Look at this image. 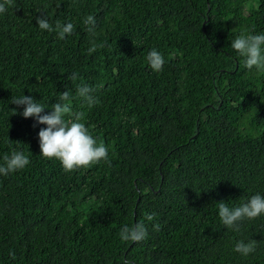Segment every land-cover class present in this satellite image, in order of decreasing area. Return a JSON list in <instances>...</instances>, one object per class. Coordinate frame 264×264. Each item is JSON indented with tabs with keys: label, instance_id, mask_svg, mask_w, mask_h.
Listing matches in <instances>:
<instances>
[{
	"label": "trees",
	"instance_id": "16d2710c",
	"mask_svg": "<svg viewBox=\"0 0 264 264\" xmlns=\"http://www.w3.org/2000/svg\"><path fill=\"white\" fill-rule=\"evenodd\" d=\"M38 16L74 31L60 39ZM261 33L264 0H13L0 14V163L12 149L30 163L0 174V264H264V215L236 231L218 209L264 195V70L231 48ZM93 43L105 47L89 54ZM79 83L99 103L78 97ZM65 90L66 119L82 112L110 163L65 172L40 154L47 126L11 103L30 95L49 113ZM140 221L147 237L122 241ZM250 240L254 252L234 251Z\"/></svg>",
	"mask_w": 264,
	"mask_h": 264
},
{
	"label": "clouds",
	"instance_id": "9594fccd",
	"mask_svg": "<svg viewBox=\"0 0 264 264\" xmlns=\"http://www.w3.org/2000/svg\"><path fill=\"white\" fill-rule=\"evenodd\" d=\"M13 6V0H0V14L6 13L8 8ZM36 23L41 30L48 32L55 31L60 39H64L66 34L71 35L74 31V24L69 22L62 24L57 21L55 27L49 22L47 16L36 17ZM83 24L87 26L89 32H94L96 19L89 14L83 19ZM105 47V44H95L88 48V53L92 54L98 48ZM231 48L243 58V66L249 70L255 67L264 70V33L261 34H240L231 42ZM149 67L155 72H161L165 64L162 53L153 48L146 57ZM74 83L79 79L78 73L73 72L68 77ZM96 91L93 87L85 84H76V95L82 98L89 107L99 103L97 97L93 95ZM72 99L70 90L60 93L57 102L50 107L49 113H44L46 108L43 103L38 102L30 95L13 97L11 103L17 106L23 105L20 113L24 118L34 117L36 122L47 127L41 128L39 136L40 154L48 159L60 161L65 172L76 171L81 167H91L101 160L110 163L108 160V147L102 142L98 143L83 120V113H76L72 116V108L69 101ZM16 113V109L13 114ZM3 163H0V174L7 176L12 172L24 169L30 159L23 151L12 149L11 154L3 156ZM219 218L221 223L229 229L238 231V222L245 219H256L264 215V195L259 193L252 195L246 202L239 206L230 208L227 203H218ZM156 214H146V219L152 221ZM159 230V224L153 225ZM119 237L122 241L139 242L147 237V229L143 221L133 225H124L120 229ZM256 241L250 240L247 243L239 241L236 243L234 251L244 256L255 251Z\"/></svg>",
	"mask_w": 264,
	"mask_h": 264
}]
</instances>
